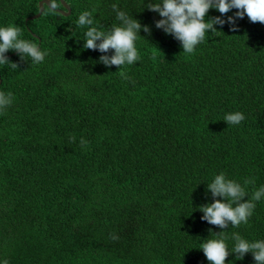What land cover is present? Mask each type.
Masks as SVG:
<instances>
[{
	"label": "trees",
	"instance_id": "obj_1",
	"mask_svg": "<svg viewBox=\"0 0 264 264\" xmlns=\"http://www.w3.org/2000/svg\"><path fill=\"white\" fill-rule=\"evenodd\" d=\"M39 1L0 0V27H21L48 53L33 63L9 50L18 67L0 64V92L14 97L0 111V261L210 264L201 245L225 231V264H256L231 253V237L264 240V197L238 227L211 225L199 208L222 199L207 190L220 173L244 200L264 186V24L245 14L235 31L214 25L188 54L155 27L162 17L147 7L161 0H62L67 14L43 3L25 19ZM113 4L150 29L138 33L140 59L120 68L99 62L113 50L84 48L88 26L77 24L95 9L99 30L119 26ZM237 111L243 121H224Z\"/></svg>",
	"mask_w": 264,
	"mask_h": 264
},
{
	"label": "clouds",
	"instance_id": "obj_2",
	"mask_svg": "<svg viewBox=\"0 0 264 264\" xmlns=\"http://www.w3.org/2000/svg\"><path fill=\"white\" fill-rule=\"evenodd\" d=\"M59 5L56 0H49V11H55ZM116 11V18L121 22L119 26H114L109 31H101L93 23V12L83 11L77 24L80 27L88 26L85 33L86 41L84 48L90 50H99L101 53H107L113 50V54L101 55L99 62L105 66L131 65L140 59L136 48L138 33L143 31L150 33L147 25L129 17L124 11L118 10L116 4L112 5ZM148 10L159 13L162 19L155 22V27L162 29L166 34H171L180 41L183 52L191 54L196 45L203 42L205 34L208 31H214V25L223 26L226 22L232 25L233 31L236 30V19H243L246 14L253 23L264 24V0H161L160 3L149 4ZM215 8L222 15L228 13L231 9H236L235 16L228 17L227 21L220 17L211 20H205L207 12ZM21 27L10 24L0 27V64L10 65L16 69L18 65L12 63L6 57L9 50L18 52L21 59L25 56L30 57L33 63H42L48 54L42 51L36 43L21 39ZM99 41V43H97ZM121 76L127 78L123 72ZM14 97L11 93L0 92V111L6 110L13 103ZM245 119L244 115L237 111L226 114L224 121L228 124L237 125ZM75 138L73 137L72 140ZM87 142L81 139V145ZM250 181H245V184ZM212 196L222 199H215L210 204H205L199 208L203 213L202 220L220 229L228 227L229 223L233 227H238L241 223H247L255 208L253 201H259L264 197V186H261L253 193L252 199L244 200L247 196L245 188L235 180L227 179L224 173L215 176L214 180L207 185ZM211 231V230H210ZM217 238L207 239L201 245V249L210 262V264H225L229 255L228 237L225 231L214 233ZM234 241V247L231 253L237 254L238 259H243L246 253L251 252L256 264H264V240L249 242L241 238L239 234L234 233L231 237ZM113 239L118 237L113 236ZM0 264H8V260L0 261Z\"/></svg>",
	"mask_w": 264,
	"mask_h": 264
},
{
	"label": "water",
	"instance_id": "obj_3",
	"mask_svg": "<svg viewBox=\"0 0 264 264\" xmlns=\"http://www.w3.org/2000/svg\"><path fill=\"white\" fill-rule=\"evenodd\" d=\"M60 2H61V4H62V6L66 8L67 11L64 12V11H62L61 9H56V10H57L59 13L67 14L68 11H69L68 6H67L62 0H60ZM43 3L49 5V1H48V0H41V1H39V2H38V11H37V13H35L34 15H31V16H28V17H26L25 19H33V18L37 17V16L40 14L41 10H42V4H43Z\"/></svg>",
	"mask_w": 264,
	"mask_h": 264
}]
</instances>
